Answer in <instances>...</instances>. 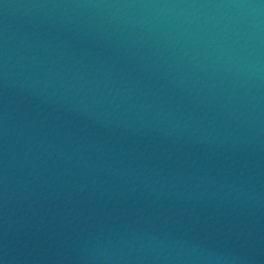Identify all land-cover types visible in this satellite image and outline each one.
Segmentation results:
<instances>
[{
    "label": "water",
    "instance_id": "obj_1",
    "mask_svg": "<svg viewBox=\"0 0 264 264\" xmlns=\"http://www.w3.org/2000/svg\"><path fill=\"white\" fill-rule=\"evenodd\" d=\"M0 264H264V0H0Z\"/></svg>",
    "mask_w": 264,
    "mask_h": 264
}]
</instances>
